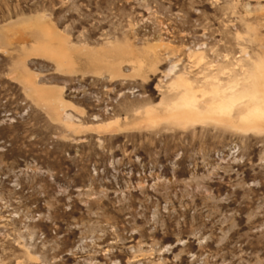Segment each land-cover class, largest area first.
<instances>
[{
    "label": "rangeland",
    "instance_id": "1",
    "mask_svg": "<svg viewBox=\"0 0 264 264\" xmlns=\"http://www.w3.org/2000/svg\"><path fill=\"white\" fill-rule=\"evenodd\" d=\"M254 59L264 0H0V264H264Z\"/></svg>",
    "mask_w": 264,
    "mask_h": 264
},
{
    "label": "bare ground",
    "instance_id": "2",
    "mask_svg": "<svg viewBox=\"0 0 264 264\" xmlns=\"http://www.w3.org/2000/svg\"><path fill=\"white\" fill-rule=\"evenodd\" d=\"M262 60L254 59L252 61L251 66L245 69L246 79H247V81L245 80V82H248V84L246 85V87H243L238 92L235 91L236 88H233L234 82H236L234 80L232 82L230 81L228 84V88L230 91V94L228 95L224 94L225 92L224 89L220 88L218 84H215V82L214 84L212 83L210 88L207 89V93L211 95V101H213L215 104L212 107L209 105L207 106L205 105L206 112L209 111L224 112V110L231 107L238 99L247 98L248 99L246 105L247 111L244 114L245 117L248 118V117H254L256 115H262L263 113L262 111L264 107V63H263L264 61L262 62ZM174 68H175V63H172L167 67V71L173 72ZM188 84L189 82L187 81L186 78H183L181 75H176L175 78H173L172 81L169 83V86L183 88V91L180 96L181 101L179 100L181 104L180 106H182L181 107L182 110H185L193 114H201L200 112L201 110L198 107L196 103L197 101L193 96V94L191 93ZM51 101H52L51 103H53L56 109L58 108L62 110L64 119L71 122L73 115L70 112H68L66 109H64L65 104L63 103V101L56 96L52 97Z\"/></svg>",
    "mask_w": 264,
    "mask_h": 264
}]
</instances>
